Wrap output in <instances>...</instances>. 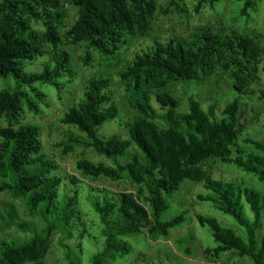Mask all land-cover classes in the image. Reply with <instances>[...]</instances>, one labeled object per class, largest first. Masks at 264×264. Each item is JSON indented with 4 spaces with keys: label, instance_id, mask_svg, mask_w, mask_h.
Here are the masks:
<instances>
[{
    "label": "trees",
    "instance_id": "16d2710c",
    "mask_svg": "<svg viewBox=\"0 0 264 264\" xmlns=\"http://www.w3.org/2000/svg\"><path fill=\"white\" fill-rule=\"evenodd\" d=\"M70 1L78 9V20L66 37L74 44H86L89 57L94 52L116 58L128 47L129 35L150 31L156 11L155 0ZM208 1L214 6L221 0ZM242 1L241 17L249 18L258 0ZM62 4L63 0H0V82L14 81V86L0 94V120L4 123L0 128V193L23 202L28 215L43 224L38 230L19 223L16 209L10 205L6 225L33 236L23 242H3L0 264H46L52 237L59 232L74 240L73 248L62 242L70 258L74 249L79 252L85 235L82 231L79 239V189L67 188L65 201H60L62 184L70 182L78 188L77 180L56 174L60 167L44 150L42 126L27 122L31 115L40 114L48 98L39 86L61 92L78 75L73 58L60 46L54 24L61 18ZM33 23L41 25L43 33L36 31ZM42 58L46 61L42 62L41 72L25 70L28 64ZM263 62L264 46L259 36L218 27L198 28L186 40L156 42L136 54L122 74L126 88L140 93L147 88H166L171 83L203 81L221 71L229 75L236 98L225 106L221 118L217 117L216 105L205 110L194 95L188 99L186 112L179 110V102L169 94L157 95L162 115L150 98L132 100L131 107L139 117L127 125L129 140L120 134L100 135L102 128L121 116L112 80L98 77L87 83L84 98L60 119L70 131L58 147L64 157L78 149L92 150L115 162L127 156V164L115 166L83 158L77 168L86 178H106L117 183L127 180L136 188L135 193L108 191L114 196L94 199L106 245L94 255L92 264H111L130 254L132 247L124 238L146 234L152 241L167 240L171 231L187 223V211L169 221L162 220L170 210L164 194L179 192L186 181L203 184L207 193L199 200L232 217L246 232L243 239L216 218L198 216L200 223L211 230L217 245L207 254L218 258L233 253L264 264V235L259 237L264 195L246 185L216 180L210 171L215 163L233 165L264 184V154L248 153L240 144L244 133L242 101L254 95ZM247 144L264 152L263 142L247 140ZM132 146L140 154H131ZM246 207L252 220L246 217Z\"/></svg>",
    "mask_w": 264,
    "mask_h": 264
},
{
    "label": "rangeland",
    "instance_id": "374dc122",
    "mask_svg": "<svg viewBox=\"0 0 264 264\" xmlns=\"http://www.w3.org/2000/svg\"><path fill=\"white\" fill-rule=\"evenodd\" d=\"M155 3L156 11L151 20L150 31L145 35L140 33L129 35L128 47L116 58L108 59L94 52L89 57L86 44H74L72 40L66 37L78 20V9L71 4L70 0H63L60 11L61 18L58 20L59 22H54V24L61 38L60 46L69 52L73 58L78 75L61 92L53 87L39 86L48 98L42 105L40 114L38 116L31 115L27 122L42 126L44 150L56 160L60 167L56 174L62 178L68 175L77 180L78 188L70 182L62 184L60 201L63 204L70 187L72 191L79 189L78 206L81 213L79 239L82 231H85V235L81 240L79 252L74 249L70 253V258H68L67 250L63 247L62 242H64V245L73 248L75 246L74 240L66 239L63 232L55 233L52 237L50 251L44 259L46 264H71V262L92 264L94 255L101 252L106 245V238L102 233L101 219L93 207L94 199L104 200L114 196L108 191L118 193L125 191L135 193L136 191V188L127 180L118 183L106 178L92 180L84 177L77 168V163L83 158L93 163L115 166V164H127V156L118 158V161L115 162L98 156L92 150L83 152L82 149H78L76 152L64 157L62 149L58 147L59 143L65 141L67 131H70L67 126L60 123V119L69 107L78 104L84 98L87 83L98 77H107L112 80L121 116L117 121L108 123L102 128L100 135L120 134L124 139L129 140L127 125L139 117L138 111L131 107L132 100L136 101L146 96L152 100L154 107L162 115L160 105L157 103V95L169 94L174 97L179 102V110L182 112L188 111V99L191 95H194L195 99L202 103L205 110H209L211 106L216 105L217 117L221 118L225 106L236 98L229 75L221 71H217L210 78L203 81L171 83L166 88L153 87L136 93L125 87L122 76L127 71V67L132 64L136 54L155 46L156 42L165 43L173 38L186 40L190 38L196 29L203 27H218L227 32L259 36L264 46V0H258L257 8L250 14L249 18L241 17V10L244 6L242 0H221L214 6L208 0H155ZM33 27L39 33H43L41 25L33 23ZM48 50H51V48L48 47ZM45 61L44 58L39 59L33 64H28L25 70L27 72H41L42 62ZM262 67H264V62ZM260 77L259 84L255 86L254 95L242 101L241 129L244 133L240 137V144L248 153L264 154L254 146L247 144V140L264 143L263 68ZM12 86H14V81L2 80L0 82V94ZM158 122L160 125H164L161 121ZM3 127L4 123L0 120V128ZM129 152L140 154L134 146ZM210 171L216 180L235 182L241 186L246 185L264 195V184L257 177L244 173L233 165L215 163ZM92 187L103 191L96 192ZM206 193L203 184L186 181L179 192L173 195L164 194L170 205V210L163 214L162 220L169 221L187 211V223L171 231L167 240L152 241L146 234L124 238L131 245L132 252L111 264H255L251 258L242 259L233 253H227L218 258L207 254V250L215 248L217 245L211 230L200 223L198 216L216 218L222 226L233 229L243 239H246V232L232 217L221 213L210 203L201 202L199 196ZM10 205L16 209L19 223L29 224L32 228L36 227L38 230L43 227L39 219H34L28 215L23 202L14 200L7 193H0V248L5 241L17 240L23 242L33 236L31 232L27 233V231L6 225ZM246 217L252 220V214L248 207H246ZM75 235H77V232H75ZM263 235L264 220L259 237L261 238Z\"/></svg>",
    "mask_w": 264,
    "mask_h": 264
}]
</instances>
